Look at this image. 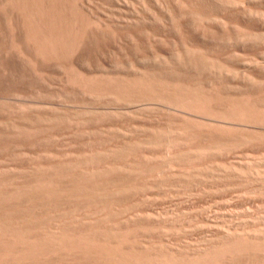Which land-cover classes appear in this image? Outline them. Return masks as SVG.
Returning a JSON list of instances; mask_svg holds the SVG:
<instances>
[{
  "label": "rangeland",
  "instance_id": "rangeland-1",
  "mask_svg": "<svg viewBox=\"0 0 264 264\" xmlns=\"http://www.w3.org/2000/svg\"><path fill=\"white\" fill-rule=\"evenodd\" d=\"M0 264H264V0H0Z\"/></svg>",
  "mask_w": 264,
  "mask_h": 264
}]
</instances>
